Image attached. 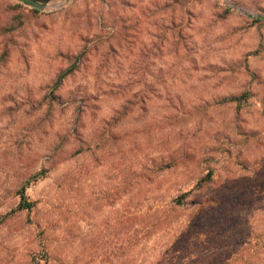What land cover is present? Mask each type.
Wrapping results in <instances>:
<instances>
[{
  "label": "rangeland",
  "instance_id": "rangeland-1",
  "mask_svg": "<svg viewBox=\"0 0 264 264\" xmlns=\"http://www.w3.org/2000/svg\"><path fill=\"white\" fill-rule=\"evenodd\" d=\"M62 1L0 0V264H264V0Z\"/></svg>",
  "mask_w": 264,
  "mask_h": 264
},
{
  "label": "trees",
  "instance_id": "trees-1",
  "mask_svg": "<svg viewBox=\"0 0 264 264\" xmlns=\"http://www.w3.org/2000/svg\"><path fill=\"white\" fill-rule=\"evenodd\" d=\"M40 3H44L47 2V0H37ZM252 19L256 22L262 21V17L260 16H253ZM71 73V70H66L64 72H62L56 82H55V88L57 89L62 82L64 81V79ZM251 92L246 91L243 92L241 94L238 95H231L227 98H225V101L227 102H231V103H238L241 104L244 101H247L250 96H251ZM47 175V170H42V171H38L34 174H32L29 179L21 186V188L18 190V193L20 195V201L17 205V207L15 208V211H25V210H32L35 208L36 206V202L31 201L30 198L27 196V190L34 184H36L37 182H39L40 180L44 179ZM212 182V178H211V174L209 173L206 177L201 178L198 183L196 184V188H203L204 186L210 184ZM188 196V192L184 193L182 196L178 197V198H174L172 200V203H174L172 205V207H170L168 209V212L170 211H174V208L180 205H183V200ZM186 228V227H185ZM185 228H183L179 234L183 233ZM148 232L150 233V231H147V235ZM40 235V234H39ZM137 237V236H134ZM42 248L43 253H45L46 256H48V252L46 250V244L43 242L42 244ZM246 252V251H245ZM244 252V253H245ZM248 253V252H247Z\"/></svg>",
  "mask_w": 264,
  "mask_h": 264
},
{
  "label": "water",
  "instance_id": "water-1",
  "mask_svg": "<svg viewBox=\"0 0 264 264\" xmlns=\"http://www.w3.org/2000/svg\"><path fill=\"white\" fill-rule=\"evenodd\" d=\"M26 1L29 2L30 4L34 5L35 7L39 8V9H45L47 7L45 4L40 3L37 0H26ZM66 1H68V0H63L60 3V5L61 4L63 5Z\"/></svg>",
  "mask_w": 264,
  "mask_h": 264
}]
</instances>
